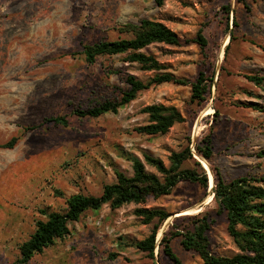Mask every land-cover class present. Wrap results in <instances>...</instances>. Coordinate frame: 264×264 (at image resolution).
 I'll list each match as a JSON object with an SVG mask.
<instances>
[{
	"label": "rangeland",
	"instance_id": "374dc122",
	"mask_svg": "<svg viewBox=\"0 0 264 264\" xmlns=\"http://www.w3.org/2000/svg\"><path fill=\"white\" fill-rule=\"evenodd\" d=\"M245 1L249 9L239 0H164L162 5L153 0H0V264H16L20 244L38 220L46 219L43 211H63L75 193L100 194L104 184L117 180L116 170L131 176L127 155L144 160L149 154L169 166L171 154L186 148L208 181L211 172L213 184L205 188L181 181L170 194L142 204L89 210L69 224L67 236L25 264H172L162 250L163 232L175 219L181 225L186 223L181 218L204 212L214 218L207 232L210 251L221 256L241 252L213 188L216 171L226 182L264 175V80L256 84L247 78L264 77V0ZM144 18L163 22L180 37L179 44L142 49L162 69L144 70L126 61L125 54L86 62V43L129 37L125 24ZM200 28L207 39L204 50L196 41ZM164 71L191 82L203 71L213 79L210 92L197 102L190 84L164 82L140 91L118 113H74L121 98L127 74L147 81ZM150 104L175 106L185 120L166 133H139L135 128L149 120L142 109ZM57 115L68 124L47 120ZM41 122L39 129H25ZM207 134L214 153L210 160L195 149ZM13 137L15 144L5 146ZM183 167L194 165L187 160ZM146 170L161 176L148 164ZM138 207L173 214L157 233L154 258L132 244L157 222L144 223L135 214ZM181 239L176 236L171 244L182 261L205 264Z\"/></svg>",
	"mask_w": 264,
	"mask_h": 264
},
{
	"label": "trees",
	"instance_id": "16d2710c",
	"mask_svg": "<svg viewBox=\"0 0 264 264\" xmlns=\"http://www.w3.org/2000/svg\"><path fill=\"white\" fill-rule=\"evenodd\" d=\"M157 5H162L164 0H153ZM247 9L249 6L245 0ZM228 11L229 6L225 7ZM236 25V21L233 20ZM129 32V37H119L113 40H99L86 43L83 47L85 60L93 64L99 57L125 54V60L137 62L144 70H160L162 65L152 54L142 51L152 43L179 44L178 34L158 20L141 19L138 24L127 23L123 27ZM233 33L231 32V38ZM196 41L204 50L207 39L200 28L196 34ZM229 44L226 46L228 50ZM247 78L256 84H262L264 77L248 75ZM203 71H200L195 81L177 77L169 71L158 72L147 81L137 78L135 75L127 74L125 82L128 88L123 91L121 98L107 99L86 110H75L80 117H98L106 113H118L126 104L134 100L142 90L152 85L164 82H174L181 85L192 86L191 99L202 102L206 99V93L210 92V83ZM143 112L149 115L146 124L140 125L135 130L142 134L156 135L166 133L176 123L185 120L181 111L175 106L164 104H150L145 106ZM56 124L67 125L68 121L63 115L47 118ZM43 122V121H42ZM41 123L26 126L25 129H39ZM16 137L11 138L5 146H13ZM196 151L210 160L213 156L211 134L205 135L195 146ZM132 163L133 174L126 175L116 170L117 180L103 185L100 194L75 193L66 200L63 211L45 212L46 219L38 220L36 228L30 237L19 246L20 256L16 264L27 263L35 254L41 253L45 248L53 245L57 239L64 238L70 233L69 224L79 221L89 210L99 211L104 204L111 208H119L124 204L145 203L149 197H159L170 194L173 188L181 181L198 183L208 187V175L205 171L198 170L202 167L196 161L189 148L179 152H173L170 156L171 164L166 166L163 160L149 154L144 155V160L134 155H127ZM192 161L194 167H183L185 161ZM146 164L154 167L157 172L151 173L146 170ZM203 168V167H202ZM214 198L219 205V211H225L228 219V231L237 243L240 253L233 256H221L213 254L209 247L208 230L214 218L209 212L197 213L183 217L180 220L186 223L179 225L178 219L163 232L161 239L162 250L172 264H185L172 247V239L181 236V243L187 250L196 251L205 264H264V175L260 177H239L226 182L216 171L215 186L213 188ZM135 214L143 218L144 223H154L151 233L141 240L132 244L147 252L148 256L154 258L156 236L160 227L168 219L169 213L164 208L138 207ZM115 256L114 254L112 255Z\"/></svg>",
	"mask_w": 264,
	"mask_h": 264
},
{
	"label": "bare ground",
	"instance_id": "6f19581e",
	"mask_svg": "<svg viewBox=\"0 0 264 264\" xmlns=\"http://www.w3.org/2000/svg\"><path fill=\"white\" fill-rule=\"evenodd\" d=\"M221 57V56H220ZM209 175H210V179H209V181H210V183H212L213 184V179H212V175H211V172H209ZM211 198V197H210ZM210 198L208 199V201L210 200ZM187 212V211H186ZM186 212H183V213H186Z\"/></svg>",
	"mask_w": 264,
	"mask_h": 264
},
{
	"label": "water",
	"instance_id": "95a60500",
	"mask_svg": "<svg viewBox=\"0 0 264 264\" xmlns=\"http://www.w3.org/2000/svg\"><path fill=\"white\" fill-rule=\"evenodd\" d=\"M193 150H194V149H193ZM172 215H173V214L169 215L168 219L171 218Z\"/></svg>",
	"mask_w": 264,
	"mask_h": 264
}]
</instances>
